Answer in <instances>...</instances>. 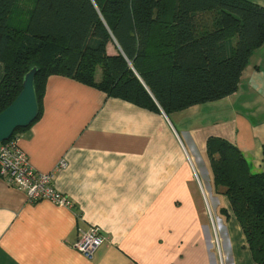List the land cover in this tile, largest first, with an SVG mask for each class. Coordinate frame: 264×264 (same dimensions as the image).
<instances>
[{
	"label": "crops",
	"instance_id": "crops-1",
	"mask_svg": "<svg viewBox=\"0 0 264 264\" xmlns=\"http://www.w3.org/2000/svg\"><path fill=\"white\" fill-rule=\"evenodd\" d=\"M209 137L264 171V42L235 92L170 113L48 76L40 116L16 138L71 205L28 202L0 176V264H257L227 197L213 189ZM91 225L104 242L86 258L72 243Z\"/></svg>",
	"mask_w": 264,
	"mask_h": 264
},
{
	"label": "trees",
	"instance_id": "trees-1",
	"mask_svg": "<svg viewBox=\"0 0 264 264\" xmlns=\"http://www.w3.org/2000/svg\"><path fill=\"white\" fill-rule=\"evenodd\" d=\"M263 42L264 7L248 0H0V112L33 66L37 115L10 137L40 116L55 74L148 110L178 111L235 92ZM206 157L213 189L227 197L253 261L264 264V171L220 137L208 138Z\"/></svg>",
	"mask_w": 264,
	"mask_h": 264
},
{
	"label": "built area",
	"instance_id": "built-area-1",
	"mask_svg": "<svg viewBox=\"0 0 264 264\" xmlns=\"http://www.w3.org/2000/svg\"><path fill=\"white\" fill-rule=\"evenodd\" d=\"M63 166V162H60L59 167ZM0 176L8 184L23 191L28 202L46 199L59 206L71 205L70 199L54 187V172L36 171L19 147L16 136L0 142ZM103 242L99 228L91 225L88 229L79 231L72 244L86 258H91Z\"/></svg>",
	"mask_w": 264,
	"mask_h": 264
},
{
	"label": "water",
	"instance_id": "water-1",
	"mask_svg": "<svg viewBox=\"0 0 264 264\" xmlns=\"http://www.w3.org/2000/svg\"><path fill=\"white\" fill-rule=\"evenodd\" d=\"M36 67L23 76L22 89L14 100L0 112V142L8 139L17 128L28 126L36 117L38 105L34 88Z\"/></svg>",
	"mask_w": 264,
	"mask_h": 264
},
{
	"label": "rangeland",
	"instance_id": "rangeland-1",
	"mask_svg": "<svg viewBox=\"0 0 264 264\" xmlns=\"http://www.w3.org/2000/svg\"><path fill=\"white\" fill-rule=\"evenodd\" d=\"M172 2H173V0H172ZM99 69V68H98Z\"/></svg>",
	"mask_w": 264,
	"mask_h": 264
}]
</instances>
